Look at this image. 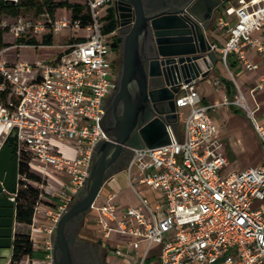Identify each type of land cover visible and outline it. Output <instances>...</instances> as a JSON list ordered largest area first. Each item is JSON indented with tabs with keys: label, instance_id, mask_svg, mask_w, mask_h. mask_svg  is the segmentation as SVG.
Segmentation results:
<instances>
[{
	"label": "built area",
	"instance_id": "2783aa9c",
	"mask_svg": "<svg viewBox=\"0 0 264 264\" xmlns=\"http://www.w3.org/2000/svg\"><path fill=\"white\" fill-rule=\"evenodd\" d=\"M55 1L81 5L82 17L74 20L66 9L59 19L19 16L10 32L16 41L67 32L65 43L57 46L59 53L31 62L9 63L0 57V76L11 90L6 104L0 105L1 144L13 136L18 167L26 159L29 171L41 179L27 181L18 173L17 188L27 181L40 191L33 221L44 223L31 229L30 238L43 258L32 264H53L58 222L84 190L92 157L106 139L100 121L117 81L111 34L104 33L108 20L100 16L109 0ZM215 20L229 38L223 47L210 43L211 50L240 93L230 59L244 75L264 66V0H230ZM22 47L27 46H15ZM198 81L183 85L175 98L182 133L171 132L167 146L131 150L123 171L138 205L119 208L116 193L104 194L102 188L90 210L96 215L99 241L118 258L135 252L138 264H151L155 256L157 264H264V165L225 173L229 162L217 152L218 128L211 107L202 104L196 91ZM257 92H264V75L250 89L251 94ZM237 99L246 106L241 94ZM255 112L248 118L264 147V125ZM145 192L158 196L155 206L144 198Z\"/></svg>",
	"mask_w": 264,
	"mask_h": 264
},
{
	"label": "water",
	"instance_id": "95a60500",
	"mask_svg": "<svg viewBox=\"0 0 264 264\" xmlns=\"http://www.w3.org/2000/svg\"><path fill=\"white\" fill-rule=\"evenodd\" d=\"M128 6V30L120 40L121 67L115 92L105 106L100 127L106 137L92 157L84 190L58 222L53 264H74L66 230L87 215L105 182L133 149L170 144L178 113L175 98L183 85L206 77L217 65L206 33L216 12L230 0H115ZM123 10V9H122ZM18 160L0 148V194H13Z\"/></svg>",
	"mask_w": 264,
	"mask_h": 264
},
{
	"label": "crops",
	"instance_id": "0c3cea01",
	"mask_svg": "<svg viewBox=\"0 0 264 264\" xmlns=\"http://www.w3.org/2000/svg\"><path fill=\"white\" fill-rule=\"evenodd\" d=\"M220 13L221 8L217 11L216 17H218ZM216 23L215 20L213 27L206 33V37L209 43L223 47L229 38V34L226 29H218ZM216 55L219 60V55ZM248 56L255 62L258 61V58L255 57L252 51H248ZM233 70L236 72V77L239 78V81L235 80L239 86L240 94L243 96L246 104H249L248 106L256 111L255 117L257 121L264 125V92L250 93V89L258 82L259 77L264 75V66H261L258 73L248 75L241 74L236 68ZM221 78L227 79L217 72L214 77L210 71L205 78L197 82L196 91L201 98L202 104L211 107V116L218 128L217 141L219 149L217 152L226 157L229 162L225 173H239L247 169L263 166L264 147L254 131L248 116H246L239 107L238 108L241 110L240 113H235L229 107V102L225 95V88L222 83H220L219 86L214 84ZM179 122L181 123L180 120H178V123ZM175 130L176 132L179 131L178 124ZM182 130L183 127H181V133ZM121 172L124 171L122 170ZM117 174L110 176L106 181L107 183L105 182L103 193L106 194V185H108L114 190V193H116L119 208L134 206L126 203L125 199H120V193L124 188L127 189L129 186L128 184H125L124 187L121 186L118 182ZM43 223L44 221L42 219H37V221L32 222L31 227H24L16 224L14 194H0V264H10L12 243L16 232L31 231V229L36 230ZM81 234L84 238H89L90 240L95 239L96 242L100 243V250L101 248L106 250V244L100 242L98 238L96 215L94 212H90L86 217ZM40 241L41 240H39V242ZM42 258L43 251L34 248L32 255L24 258L21 264H32V262L39 261ZM103 261L106 264V256L103 258Z\"/></svg>",
	"mask_w": 264,
	"mask_h": 264
},
{
	"label": "trees",
	"instance_id": "16d2710c",
	"mask_svg": "<svg viewBox=\"0 0 264 264\" xmlns=\"http://www.w3.org/2000/svg\"><path fill=\"white\" fill-rule=\"evenodd\" d=\"M59 9H66L68 11H71L72 18L74 20L82 17L81 14L84 11V8L81 5L70 3L68 1L58 2L55 0H19L17 4H13L4 0H0V16L9 18H17L22 13L32 12L37 18L42 14H48L50 18L53 19L55 17L56 11ZM82 20H84L83 22H85L87 18L83 17ZM107 20L108 24L104 29V33H110L116 28L113 22L112 9H108ZM5 30H8V28H5ZM3 32L5 31H0V52L3 49L9 47V44L3 41ZM16 45L32 47L39 45L48 46L52 44L50 43V40L38 43L34 38H32L28 40L19 39L16 41ZM114 47L118 48V46L115 45ZM230 67L231 69L235 68V62H233L232 59H230ZM219 82L222 83L225 88V95L227 101L229 102V107L235 113H240L241 110L237 106L232 104L235 101V97L237 96V90L232 81L221 78L219 79ZM2 85H4V89L0 90V105H5L10 96L11 90L9 86L4 82L3 78L0 76V86ZM4 144H6L9 147L11 153L16 156L17 146L15 138L13 136H9ZM128 160L129 158L125 161L124 166L127 164ZM18 173L20 175H24L27 181L41 182V179L38 176L29 171L26 159L20 160ZM27 181H20L18 188L14 193L15 221L18 225L31 227L33 222L34 207L39 200L40 191L29 185ZM32 252L33 243L30 238V231L26 230L23 232H16L12 243V255L10 264H21L24 258L30 257L32 255Z\"/></svg>",
	"mask_w": 264,
	"mask_h": 264
},
{
	"label": "rangeland",
	"instance_id": "374dc122",
	"mask_svg": "<svg viewBox=\"0 0 264 264\" xmlns=\"http://www.w3.org/2000/svg\"><path fill=\"white\" fill-rule=\"evenodd\" d=\"M108 8H109V5H106V7L100 11L101 18L102 17L107 18ZM63 13H64V9L57 10L55 13V18L59 19L63 15ZM20 16L27 19V20H31V21L39 20V18L35 17L32 12L22 13ZM215 16H216V14H215ZM14 21H15V18L0 16V31H5L2 34V38H3V41L5 43L9 44L8 48H5L0 52V54H1L0 57L5 59L9 63H13L16 61L31 62V61H35L36 59H45L49 56L55 55V54L59 53V49L57 46L63 45L65 43L67 37H69V33H67V32H64L62 34H54V35H47V34L46 35L43 34L40 36L37 35L36 37H34V39L38 43H42L44 41L50 40V43L53 45V48H51V49L36 48L35 49V48L29 47V46L23 47V48H15L16 39L13 37V35L10 32L11 26L13 25ZM214 22H215V20H214ZM214 22H213V24H214ZM212 27H213V25H212ZM5 28H8V30H5ZM216 57H217V55H216ZM211 72H212V75L214 77L216 76V72H217V73L223 75L228 80L232 81L228 70L226 69V67L222 63L219 62L218 58H217V65ZM231 73L235 77V79L237 81H239V78L236 77V72L234 70H231ZM239 97H240V93L237 91V96L235 98L236 105L243 111V113L246 116H249L250 111H254V110L248 106L249 104L248 105L246 104V106H243L242 104H240L241 101L238 104L237 98H239ZM181 127H182L181 123L179 122L178 123L179 131L177 132L178 134H181ZM1 147H2V144H1V140H0V148ZM117 179H118V182L120 183V185L123 187L125 184H128L127 174L125 172L118 173ZM50 184L54 185L55 187H58L57 183L52 179L50 181ZM107 190L109 192H114V190L112 188H110L108 185H106V191ZM42 192L45 193L43 190H42ZM143 196H144V198L148 199V201L150 202V205H152V206H155V204L158 202L157 201L158 196H156L154 194V192H148V193L145 192V193H143ZM77 199L75 201H77ZM120 199L121 200L125 199L126 203H128L129 205L136 206L138 204L137 203L138 200L136 198V195L130 187H128L127 189H125V188L123 189V191L120 193ZM88 215H89V213L87 215H85V217H83V219L79 225V235L78 236L82 241H87L91 244H96L99 246L100 243L96 242L95 239L90 240L89 238H84V236H82V234H81L82 228L84 227L86 217ZM154 251H157V248H155ZM100 255H101L102 261H103V258L106 256V264H138V261H137L138 256L133 251L129 252L127 258H118L115 256L113 249L106 246V250L101 248V254ZM101 264H104V262H101ZM151 264H157L156 256L151 260Z\"/></svg>",
	"mask_w": 264,
	"mask_h": 264
},
{
	"label": "flooded vegetation",
	"instance_id": "af4514ba",
	"mask_svg": "<svg viewBox=\"0 0 264 264\" xmlns=\"http://www.w3.org/2000/svg\"><path fill=\"white\" fill-rule=\"evenodd\" d=\"M109 8L113 11V22L115 24V29L110 32L108 37L112 43L111 46V57H112V68L117 72V77L121 67V54H120V40L125 32L128 30L129 23V14H132V11L126 10L129 9L128 6H121L115 0H109ZM123 9V10H122ZM217 13V12H216ZM106 28V27H105ZM118 46V48H115ZM115 89L106 99V105L110 101ZM131 153L126 154L117 167L124 166L125 161L129 158ZM83 218H75L72 220L66 230V237L70 247V251L74 260V264H101V250L98 245L91 244L87 241H82L79 238V225Z\"/></svg>",
	"mask_w": 264,
	"mask_h": 264
}]
</instances>
